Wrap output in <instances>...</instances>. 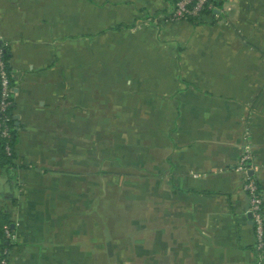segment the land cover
<instances>
[{
  "label": "crops",
  "instance_id": "obj_1",
  "mask_svg": "<svg viewBox=\"0 0 264 264\" xmlns=\"http://www.w3.org/2000/svg\"><path fill=\"white\" fill-rule=\"evenodd\" d=\"M174 8L0 0L18 117L17 167L0 169L9 264H264L233 171L248 132L264 212V0H225L198 21L169 22ZM107 92L125 103L106 106ZM108 133L143 170L125 184L131 204L92 222Z\"/></svg>",
  "mask_w": 264,
  "mask_h": 264
},
{
  "label": "built area",
  "instance_id": "obj_2",
  "mask_svg": "<svg viewBox=\"0 0 264 264\" xmlns=\"http://www.w3.org/2000/svg\"><path fill=\"white\" fill-rule=\"evenodd\" d=\"M225 0H222V3ZM213 5L209 0H179L175 4L173 12L166 19L169 22L200 20L205 11L212 10ZM11 78V75H10ZM0 111L4 112L13 102V87L9 83V75L5 70V61L2 58L0 49ZM13 116H3L0 120V137L4 139V151L7 156L11 154V148L8 144L10 138V128L8 123L13 121ZM233 171L240 173L243 178L242 190L246 193L249 201L248 213L250 214L251 224L255 237V249L260 255L264 250V212L263 199L257 183L255 174L259 171V165L255 162L252 147L249 144L248 132L242 135L241 152ZM249 172H252L250 174ZM3 237L7 242H12L15 235L8 225L2 227ZM8 249L3 248L0 251V264L8 263Z\"/></svg>",
  "mask_w": 264,
  "mask_h": 264
},
{
  "label": "rangeland",
  "instance_id": "obj_3",
  "mask_svg": "<svg viewBox=\"0 0 264 264\" xmlns=\"http://www.w3.org/2000/svg\"><path fill=\"white\" fill-rule=\"evenodd\" d=\"M103 24V22H101ZM93 31L95 29V24H99V22L95 21L93 22ZM94 45V44H93ZM96 46H99V43L96 44ZM94 47V46H93ZM127 86L124 85V89L126 90ZM128 92H131L130 89H127ZM126 93H121V96H116L115 93H108L105 99L106 106L109 105V102L113 101V103H116L118 106L122 105V103H125L126 100ZM116 111H119V109H103V117H106V115H109L111 113H115ZM112 134H103V173H108L107 175H103V193L99 191L100 184L97 180H92V197L90 198L91 202V208L92 211L90 212L89 216L92 222H102L103 219H107L105 217H108L112 214L107 212V208L110 205L116 204V201L118 200L119 203H122L124 205H130L131 204V187H125V184H131L132 179L130 176L131 174L137 173L139 170L138 168L140 166H136L133 162L134 156H132V150L131 149H124V150H111L107 147L110 136ZM126 137H129V134H125ZM147 134H144V137H146ZM126 139V138H125ZM144 141V140H141ZM136 151V157L139 156V151ZM136 159V158H135ZM142 168H147L148 166H144ZM143 169H140L138 172H141ZM126 174L125 179L128 180H119V178H114L111 174ZM94 178V177H92ZM123 178V179H124ZM117 180V181H116ZM123 186V187H122ZM129 186V185H128ZM122 188H125L124 190ZM123 190V191H122ZM87 198L84 197V201ZM83 204V202L81 203ZM99 232V230H97Z\"/></svg>",
  "mask_w": 264,
  "mask_h": 264
},
{
  "label": "trees",
  "instance_id": "obj_4",
  "mask_svg": "<svg viewBox=\"0 0 264 264\" xmlns=\"http://www.w3.org/2000/svg\"><path fill=\"white\" fill-rule=\"evenodd\" d=\"M167 1H172L174 4H176L179 0H167ZM209 2L213 5V8H219L222 5V0H209ZM212 10L209 11H205L204 14H209L211 13ZM128 25H124V24H119L117 26H115L113 29H121V28H128ZM99 33H103V31L99 32ZM0 49L2 50V58L5 61V70L7 72V74L9 75V83L10 85L13 87L14 82L12 80V78H10L11 75V71H10V67L8 65V59L10 58V54H9V49L8 47L4 46L1 42L0 44ZM0 93H1V87H0ZM12 100V98H11ZM13 103L11 105H9V107L4 111L1 112L0 111V120L3 118V116H13ZM10 128V138L8 140V144L11 148V154L9 156L6 155L5 151H4V145H5V140L2 139L0 137V169L3 170V172L6 174V176L8 177L12 171L14 172V170L16 169V165H14V145L16 142V138H17V134H16V126H15V121H11L8 123ZM6 218V212L4 210L0 211V251L3 248H10V243L7 242L4 237H3V232H2V227L4 225H8V227L10 228V223H3L2 221H5Z\"/></svg>",
  "mask_w": 264,
  "mask_h": 264
},
{
  "label": "water",
  "instance_id": "obj_5",
  "mask_svg": "<svg viewBox=\"0 0 264 264\" xmlns=\"http://www.w3.org/2000/svg\"><path fill=\"white\" fill-rule=\"evenodd\" d=\"M0 44H1V40H0ZM13 119H14V121H15V125L17 124V119H18V117L17 116H13ZM250 174H252V172H249ZM3 198H11L12 196H10V195H3L2 196ZM247 216H248V219L250 220V218H251V216H250V214L248 213L247 214ZM12 227H13V225H12Z\"/></svg>",
  "mask_w": 264,
  "mask_h": 264
}]
</instances>
